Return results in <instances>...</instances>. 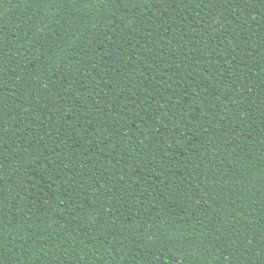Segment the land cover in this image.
<instances>
[{"label":"trees","instance_id":"trees-1","mask_svg":"<svg viewBox=\"0 0 264 264\" xmlns=\"http://www.w3.org/2000/svg\"><path fill=\"white\" fill-rule=\"evenodd\" d=\"M0 264H264V0H0Z\"/></svg>","mask_w":264,"mask_h":264}]
</instances>
